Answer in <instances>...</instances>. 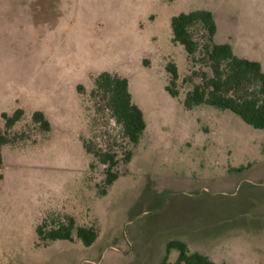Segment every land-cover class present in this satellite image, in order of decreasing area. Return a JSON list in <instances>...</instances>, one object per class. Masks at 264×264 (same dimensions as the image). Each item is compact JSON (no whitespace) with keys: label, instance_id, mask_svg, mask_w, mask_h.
<instances>
[{"label":"rangeland","instance_id":"1","mask_svg":"<svg viewBox=\"0 0 264 264\" xmlns=\"http://www.w3.org/2000/svg\"><path fill=\"white\" fill-rule=\"evenodd\" d=\"M196 10L264 69V0H0V120L26 115L3 149L0 264H158L172 240L218 264H264V130L185 105L204 68L173 41L171 20ZM103 72L128 79L147 124L106 194L84 143L121 157L128 147L106 100L91 96ZM35 111L49 133L27 131ZM67 217L97 227V241L40 240V224Z\"/></svg>","mask_w":264,"mask_h":264},{"label":"trees","instance_id":"2","mask_svg":"<svg viewBox=\"0 0 264 264\" xmlns=\"http://www.w3.org/2000/svg\"><path fill=\"white\" fill-rule=\"evenodd\" d=\"M171 29L173 41L184 47L188 60L204 68L202 75L199 76L200 82L187 93L186 107L191 109L195 106L208 105L230 111L246 124L264 130V69L261 63L239 57L231 41H217L216 16L210 10L181 13L172 18ZM168 70L171 73V81L167 90L176 96L178 95L176 81L179 79L177 66L170 63ZM183 82H187V79ZM91 96L95 100H106L107 108L121 127L125 145L128 147L121 157L118 149L98 153L84 143L92 158L104 165L105 188L101 194H106L107 187L120 176L118 170L120 163L130 162L133 147L139 143L147 124L142 110L132 100L126 77L116 73H101L95 79V88ZM25 118L23 109H17L13 114L1 113L0 167L3 164L4 147L13 145L12 136L18 134L17 126H22ZM27 122V131L33 132L32 134L42 135L52 129L49 117L43 111H35ZM21 134L23 140L30 139V135L24 138V131ZM91 166L96 165L91 163ZM37 230L40 240L44 243L58 240L74 241V238H78L86 247H90L99 237L97 227L77 225L73 217H67L65 221L53 220L50 224L44 221ZM173 250H177L179 255L174 263H170L169 257ZM158 264L218 263L203 253L191 251L186 242L172 240L168 242L166 255Z\"/></svg>","mask_w":264,"mask_h":264},{"label":"crops","instance_id":"3","mask_svg":"<svg viewBox=\"0 0 264 264\" xmlns=\"http://www.w3.org/2000/svg\"><path fill=\"white\" fill-rule=\"evenodd\" d=\"M233 39H234V38H233ZM232 43H233V46H234V50H236V49H235V46H237V45L235 44V42H232ZM235 52H236V51H235Z\"/></svg>","mask_w":264,"mask_h":264}]
</instances>
